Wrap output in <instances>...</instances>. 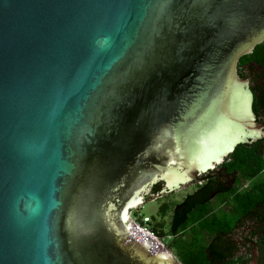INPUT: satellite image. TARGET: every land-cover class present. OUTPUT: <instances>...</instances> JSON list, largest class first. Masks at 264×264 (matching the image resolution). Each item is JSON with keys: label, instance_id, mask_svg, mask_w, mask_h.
Listing matches in <instances>:
<instances>
[{"label": "water", "instance_id": "obj_1", "mask_svg": "<svg viewBox=\"0 0 264 264\" xmlns=\"http://www.w3.org/2000/svg\"><path fill=\"white\" fill-rule=\"evenodd\" d=\"M263 42L264 0H0V264H180L130 212L264 138Z\"/></svg>", "mask_w": 264, "mask_h": 264}, {"label": "trees", "instance_id": "obj_2", "mask_svg": "<svg viewBox=\"0 0 264 264\" xmlns=\"http://www.w3.org/2000/svg\"><path fill=\"white\" fill-rule=\"evenodd\" d=\"M248 68L251 73L258 70L261 74L249 78L253 95L252 112L259 123L264 120V42L253 51L243 56L238 62V74L247 79ZM227 173L236 175V188L229 192H221L218 204L228 207L227 210L216 209L210 205V197L214 194L216 176L208 172L209 180L193 194L185 196L183 201L172 211L169 229L163 230V223L149 224L160 238H169L167 245L175 253L180 264H248L250 251L241 252L234 246L232 231L242 226L245 221L260 223L251 234L258 252V263L264 264V138L252 144L238 145L221 164ZM214 172V171H213ZM249 183V184H248ZM248 184L240 192L237 188ZM161 183L152 187L157 193ZM168 206H160L159 214L163 217Z\"/></svg>", "mask_w": 264, "mask_h": 264}, {"label": "rangeland", "instance_id": "obj_3", "mask_svg": "<svg viewBox=\"0 0 264 264\" xmlns=\"http://www.w3.org/2000/svg\"><path fill=\"white\" fill-rule=\"evenodd\" d=\"M248 82H250L249 79H248ZM212 171H214V170H211L209 172H212ZM191 183H194V181L186 182L181 187H179V188H177V189H175L169 193H165V194H162L160 196H156V197L150 198L148 200H145L144 201L145 203L142 206H140L138 209H135V210L130 212L131 218L133 220H136V219L140 220V217L148 218V219H150L151 225L162 222L164 225L163 230H164V232L167 233V231L169 229V223H170L172 211L175 208V206L177 204L181 203L186 195H191L196 191L195 185H191ZM221 198H222L221 196L215 197L213 200H211L210 205L212 207L216 206L215 208L217 210L218 209L227 210L228 207L225 205L224 206L220 205L219 207L216 205L219 203ZM163 204H166L168 206V209H167L165 216L162 217L159 214V209H160V206H162ZM253 226H254L253 222H251V221L245 222L243 224V227H247V228H242V229L238 230V232L234 236V238L236 240L239 238L240 239L241 238L242 239L243 238L244 239L249 238L250 236L248 233H250V230L248 228L253 227ZM169 242H170V239L167 237L162 239V243L166 246L169 244ZM240 251L244 252V249L241 248ZM171 252L174 255L175 259L178 261V258L175 256V253L173 251H171Z\"/></svg>", "mask_w": 264, "mask_h": 264}, {"label": "flooded vegetation", "instance_id": "obj_4", "mask_svg": "<svg viewBox=\"0 0 264 264\" xmlns=\"http://www.w3.org/2000/svg\"><path fill=\"white\" fill-rule=\"evenodd\" d=\"M246 71H247L246 74L248 76L247 79H249L250 77L251 78H255V77H257L256 75H258V74L260 75L261 74L260 72H257L258 70L255 71L257 73L252 74L251 73L252 69H250V68H248V70H246ZM262 79H261V81H258V82L256 81L255 83H257L258 85L262 86L264 84V83H262ZM251 86H252V83L249 82V88ZM255 121H256V119H255ZM256 123L258 125H262L263 126L262 130L264 131V120L260 121L259 123L256 121ZM206 174L203 173V174L199 175L197 179L193 180L194 183H191V185H195L196 191L201 187V185H203V183H205L206 181L209 180V178H210L209 176H204ZM211 174H212V176H216L217 178L215 180L216 185L214 186V192H213L214 194L211 195L210 202L215 197L220 196L221 192H224V191L225 192H229L232 189H235L237 187L236 186V178H235L236 175H234V174L232 175L231 173H227L226 170L221 167V165H218L217 167H215L214 172L212 171ZM248 184H245L243 187L237 188V191L240 192L241 190H244L245 188L248 187ZM245 222H248V221H245ZM251 222H253L254 226L248 228L250 230V233H248L249 236H250L249 238H245V239L244 238L243 239L239 238L237 240L234 238V236L237 234L238 230H240L242 228H247V227H243V225L232 231L231 240H232L235 248L238 246V247H240V249L243 248L244 251H250L255 246V244L253 243L254 241H252L251 234L253 233V231L255 232V234H257L259 232V231L255 230V229L258 227V225L260 223L258 222V219L254 218V217H253V221H251ZM261 225H264V223H261Z\"/></svg>", "mask_w": 264, "mask_h": 264}, {"label": "built area", "instance_id": "obj_5", "mask_svg": "<svg viewBox=\"0 0 264 264\" xmlns=\"http://www.w3.org/2000/svg\"><path fill=\"white\" fill-rule=\"evenodd\" d=\"M134 227L143 233H146L148 236L152 237L155 242L164 250L167 251L168 248L162 243V238H160L152 229L150 224V219L140 217V220H133L131 216L129 217Z\"/></svg>", "mask_w": 264, "mask_h": 264}, {"label": "clouds", "instance_id": "obj_6", "mask_svg": "<svg viewBox=\"0 0 264 264\" xmlns=\"http://www.w3.org/2000/svg\"><path fill=\"white\" fill-rule=\"evenodd\" d=\"M168 248V247H167ZM169 250V249H168ZM170 251V250H169ZM171 252V251H170ZM172 253V252H171Z\"/></svg>", "mask_w": 264, "mask_h": 264}, {"label": "bare ground", "instance_id": "obj_7", "mask_svg": "<svg viewBox=\"0 0 264 264\" xmlns=\"http://www.w3.org/2000/svg\"><path fill=\"white\" fill-rule=\"evenodd\" d=\"M127 218H128V216H127Z\"/></svg>", "mask_w": 264, "mask_h": 264}]
</instances>
